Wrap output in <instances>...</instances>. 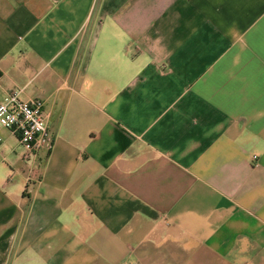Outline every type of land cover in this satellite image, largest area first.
Returning <instances> with one entry per match:
<instances>
[{
  "label": "crops",
  "instance_id": "crops-1",
  "mask_svg": "<svg viewBox=\"0 0 264 264\" xmlns=\"http://www.w3.org/2000/svg\"><path fill=\"white\" fill-rule=\"evenodd\" d=\"M0 264H264V0H0Z\"/></svg>",
  "mask_w": 264,
  "mask_h": 264
},
{
  "label": "built area",
  "instance_id": "built-area-1",
  "mask_svg": "<svg viewBox=\"0 0 264 264\" xmlns=\"http://www.w3.org/2000/svg\"><path fill=\"white\" fill-rule=\"evenodd\" d=\"M0 130L18 138L26 158H34L41 151H51L53 136L47 127L44 104L39 99L24 101L12 94L0 104ZM1 142V137H0Z\"/></svg>",
  "mask_w": 264,
  "mask_h": 264
}]
</instances>
